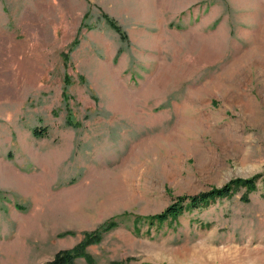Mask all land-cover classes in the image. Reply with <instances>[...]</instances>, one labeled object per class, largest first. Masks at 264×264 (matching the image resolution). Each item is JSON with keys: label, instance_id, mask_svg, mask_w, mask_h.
<instances>
[{"label": "rangeland", "instance_id": "rangeland-1", "mask_svg": "<svg viewBox=\"0 0 264 264\" xmlns=\"http://www.w3.org/2000/svg\"><path fill=\"white\" fill-rule=\"evenodd\" d=\"M88 234L96 264H264V0H0V264Z\"/></svg>", "mask_w": 264, "mask_h": 264}, {"label": "trees", "instance_id": "trees-1", "mask_svg": "<svg viewBox=\"0 0 264 264\" xmlns=\"http://www.w3.org/2000/svg\"><path fill=\"white\" fill-rule=\"evenodd\" d=\"M35 132L36 134H40L38 136L46 137L45 133L47 132V129H44V131L36 130ZM261 178L262 175L253 176L251 178H236L221 188H212L210 191L202 192L195 196H180L178 197L177 203L168 207L163 213L152 216L151 219L160 222L166 221L170 218L176 219L183 213L184 209L187 207L186 204H190L194 207H203L217 199L232 198L240 188L246 189L242 196V201L249 202V194L250 192L257 190V182ZM93 236H95V234H88L86 240L74 250L60 252L51 264H72L76 257L82 256L86 258L89 264H96L94 258L85 252L86 244L97 239H93Z\"/></svg>", "mask_w": 264, "mask_h": 264}, {"label": "bare ground", "instance_id": "bare-ground-1", "mask_svg": "<svg viewBox=\"0 0 264 264\" xmlns=\"http://www.w3.org/2000/svg\"><path fill=\"white\" fill-rule=\"evenodd\" d=\"M21 186L25 189H29L32 191L31 187H28L26 185H21ZM70 211H72V210L70 208H68L66 204H60V205L55 206L54 208L51 209V212H52L51 215H52V217H54V220H59V219H62L64 217H67L69 215Z\"/></svg>", "mask_w": 264, "mask_h": 264}]
</instances>
